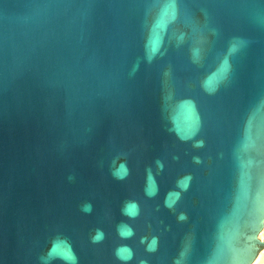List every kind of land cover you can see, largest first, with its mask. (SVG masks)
<instances>
[{
  "label": "water",
  "instance_id": "water-1",
  "mask_svg": "<svg viewBox=\"0 0 264 264\" xmlns=\"http://www.w3.org/2000/svg\"><path fill=\"white\" fill-rule=\"evenodd\" d=\"M263 226L264 0H0V264H251Z\"/></svg>",
  "mask_w": 264,
  "mask_h": 264
},
{
  "label": "bare ground",
  "instance_id": "bare-ground-1",
  "mask_svg": "<svg viewBox=\"0 0 264 264\" xmlns=\"http://www.w3.org/2000/svg\"><path fill=\"white\" fill-rule=\"evenodd\" d=\"M261 236L264 238V226L263 231H261ZM251 264H264V249L261 250L258 254V256L254 259V261Z\"/></svg>",
  "mask_w": 264,
  "mask_h": 264
},
{
  "label": "clouds",
  "instance_id": "clouds-1",
  "mask_svg": "<svg viewBox=\"0 0 264 264\" xmlns=\"http://www.w3.org/2000/svg\"><path fill=\"white\" fill-rule=\"evenodd\" d=\"M90 209H91V205H86V206H85V210H86V211H90Z\"/></svg>",
  "mask_w": 264,
  "mask_h": 264
},
{
  "label": "rangeland",
  "instance_id": "rangeland-1",
  "mask_svg": "<svg viewBox=\"0 0 264 264\" xmlns=\"http://www.w3.org/2000/svg\"><path fill=\"white\" fill-rule=\"evenodd\" d=\"M261 231H263V229H262ZM261 231H260V235H259L260 238H262V236H261V233H262V232H261ZM262 239H264V238H262ZM263 249H264V246L260 249V251L263 250Z\"/></svg>",
  "mask_w": 264,
  "mask_h": 264
}]
</instances>
